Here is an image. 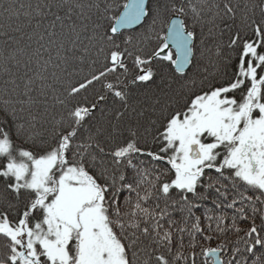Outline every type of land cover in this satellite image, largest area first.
Returning <instances> with one entry per match:
<instances>
[{
    "label": "snow or ice",
    "instance_id": "6c2138e0",
    "mask_svg": "<svg viewBox=\"0 0 264 264\" xmlns=\"http://www.w3.org/2000/svg\"><path fill=\"white\" fill-rule=\"evenodd\" d=\"M0 264H264V0H0Z\"/></svg>",
    "mask_w": 264,
    "mask_h": 264
},
{
    "label": "trees",
    "instance_id": "16d2710c",
    "mask_svg": "<svg viewBox=\"0 0 264 264\" xmlns=\"http://www.w3.org/2000/svg\"><path fill=\"white\" fill-rule=\"evenodd\" d=\"M208 44H209V46H210V41L209 42H207ZM207 55V54H206ZM203 63H207V61L205 60V61H203ZM190 71H192V72H195L196 71V68H195V66H192L191 67V69H190Z\"/></svg>",
    "mask_w": 264,
    "mask_h": 264
}]
</instances>
